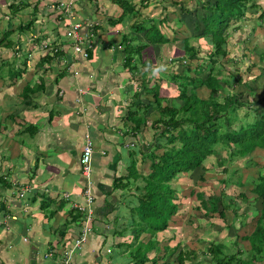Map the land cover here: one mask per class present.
I'll list each match as a JSON object with an SVG mask.
<instances>
[{"label":"trees","instance_id":"obj_1","mask_svg":"<svg viewBox=\"0 0 264 264\" xmlns=\"http://www.w3.org/2000/svg\"><path fill=\"white\" fill-rule=\"evenodd\" d=\"M101 1L91 0V3L95 5L97 11L106 12L103 5L105 2ZM103 1L115 4L114 9L118 10L116 16L110 14L108 30L122 34L120 43L125 45L123 66L129 68L131 72L128 83L132 85L133 98L127 120L132 122L133 127L129 131L138 134L143 126L148 125L149 120H152L154 133L158 134L155 138L157 142L150 143L147 146L148 150H142L144 157L150 159V171L140 173L135 168L136 162L132 163L133 179L137 180L141 177L144 185L143 188L138 187L140 192L137 211L140 220L135 222L134 227L139 226L138 236L136 229L131 228L135 236L134 241L137 240L138 244L135 247L133 245L136 242L133 241L131 246L127 242L122 243L126 251L125 264H186L187 261L195 264L199 261L196 258L201 254L195 248H183L186 245L183 238L172 235L168 239L166 237L163 239V234L172 226L171 220L180 211L178 200L181 197L175 183L185 175H189L192 181L195 180L192 173L204 169V163L210 156L216 154V150L224 149L229 162L234 161L236 156L243 159L250 158L256 149L264 150V92L250 99L248 94H252V88L248 92L237 90V86L248 82L244 75H240L239 68L232 69L227 65L235 59L228 49L231 46L230 39L233 33L242 28V21L248 19V10L260 12L259 20L264 27V8L257 2L258 0H192L194 1L192 6L189 3L187 6L183 5L181 0H159L162 10L160 14L151 17V15L146 16L144 12L150 0ZM169 1L173 7H176L178 18H173L168 11ZM32 3L31 0H21L11 4L10 11L13 17L19 18V23L15 24L17 25L15 28L11 26L10 29L0 30V46L14 51V55L9 54L6 58L0 59V72L3 71L6 63L10 64L12 67L7 72V76L13 84L17 80L24 79L25 74L32 67L28 64V60L31 59L29 52L23 56V49L20 48L23 40L21 35L35 24L32 19L26 22L21 14L22 10L29 8ZM34 8L37 12L39 6L36 5ZM68 17L69 14L64 10L60 11L57 17L58 23L65 22L64 32L71 28ZM172 20L176 21L175 27L170 26ZM119 27H123V30H117ZM100 28L99 24H94L93 31L96 33ZM167 28L170 29L171 34L167 32ZM15 32L19 36H13ZM253 32H255L254 28ZM200 41H205L210 48L206 46L207 49L203 50L200 43H197ZM52 42L51 46H47V53L39 57L35 68L32 67L35 71L43 70L42 76H39L40 83L32 86L27 82L23 88L20 101L26 107L37 103L38 93L45 89L43 87L45 80L54 69L53 62L60 60L61 55H67L61 49L55 50L60 43L58 39ZM245 42L250 43L248 38ZM62 43L66 45L64 40L60 44ZM165 44L174 45L169 48L171 52L167 58L172 66V73L168 77L175 87L172 97L162 94L158 82L165 79H161L158 75L159 67L154 65L155 62L145 57L147 49L153 47L156 51ZM104 46L107 48V43H104ZM248 47L243 55L248 58L251 53H255L260 63L252 62L247 64L246 68L250 71L258 68L260 75H264V45ZM95 48V44L86 48L87 60L92 58ZM223 59H226V62H223ZM136 61H141L140 68ZM194 61L196 67L192 68ZM178 66L182 68L176 72ZM190 68L195 75H190ZM209 69L207 76L201 78L200 75ZM65 71L66 69L61 70L56 77H61ZM204 87L210 90L207 98L199 93ZM133 108L135 109L131 110ZM153 111L159 114L157 119H150L149 114ZM251 111L255 114L252 121H246L239 127L233 125V120H237L240 113L249 115ZM154 148L163 149V152L158 155ZM219 164L224 163L221 161ZM223 166L225 173L228 174V177L223 179V184L234 182L233 177L236 178V183H242V176L238 174L241 167ZM261 167L257 176L252 175L247 178L252 185V193L256 195L250 203L254 202L252 206H255L256 202H260L254 228L249 234L242 236L236 232L233 241L235 251L225 243H210L202 254L212 255L213 264H264V163ZM205 175V171H202L199 180L193 181L192 188L198 186L199 182H205L207 180ZM192 193L201 202L203 209L218 211V206L229 207L235 209L236 215H239L238 210L241 208L237 202L238 198L243 201L248 200V195L242 192L231 197L227 204L224 202L225 197L221 195L213 197L206 191L196 189H192ZM221 215L224 216L222 212ZM242 216L246 218L248 215L243 213ZM152 219L157 220L158 225L154 226ZM231 233L230 229L229 234L232 235ZM242 239L248 241V247L243 246ZM117 253L115 252V256L118 255L120 259L122 254Z\"/></svg>","mask_w":264,"mask_h":264},{"label":"crops","instance_id":"obj_2","mask_svg":"<svg viewBox=\"0 0 264 264\" xmlns=\"http://www.w3.org/2000/svg\"><path fill=\"white\" fill-rule=\"evenodd\" d=\"M20 1L0 0V15L9 19L7 29L19 23L10 5ZM31 1L21 14L26 22L32 19L35 24L21 35L20 48L24 54L29 52L32 60L46 54L55 39L67 43L65 22L58 23L57 19L60 7L70 10L69 22L99 24L101 28L94 37L92 58L87 60L70 48L66 56L53 62L54 68L63 57L65 65L73 63L61 77L52 69L34 106L17 102L27 82L33 86L41 81L33 75L32 67L29 71L34 72L27 79L0 83L6 87L0 89V264H62L63 252L81 236L83 214L71 204L84 202L81 191L86 177L80 160L88 141L94 150L91 167L96 215L93 231L71 264H125L122 243L134 242L129 224L138 205V187L144 185L142 178L133 179L130 167L135 161L139 168L145 146L142 129L138 134L129 131L133 127L127 120L133 94L128 83L131 72L123 66L122 34L106 31L102 13L96 15L95 5L86 0ZM182 2L190 4L189 0ZM159 3L151 1L148 13L158 11ZM114 6L106 4L113 12ZM169 7L167 4L171 16L178 18L176 7L173 12ZM3 50H8L6 55L14 53L4 48L0 56ZM67 192L72 198L65 197ZM107 248L112 250L108 256ZM115 252L122 257L119 259Z\"/></svg>","mask_w":264,"mask_h":264},{"label":"rangeland","instance_id":"obj_3","mask_svg":"<svg viewBox=\"0 0 264 264\" xmlns=\"http://www.w3.org/2000/svg\"><path fill=\"white\" fill-rule=\"evenodd\" d=\"M80 1V0H79ZM78 1V2H79ZM147 1V0H145ZM153 1V0H150ZM183 1V0H182ZM87 2H91V0H86ZM105 2L104 7L106 8V12H99L95 11L96 15H100L98 13H102V19L101 21L107 25L106 31L108 30V17H107V12L108 15L111 14V16H116L117 11L113 8L115 11L114 13L112 11H109L106 7V4L109 3L108 1H101ZM190 4L194 5V1H190ZM262 5V8H264V0H258ZM172 8L173 12V4H171V1L169 3ZM158 11L155 13L149 12L153 16L155 14H158V12H161L162 7L159 5L157 6ZM149 10L144 9V12L149 15L148 13ZM259 11H252L248 10L247 12V20H244L241 22L242 28L239 29L238 31L233 33V36L231 37V46L228 48L230 55H233L235 57L234 61L232 63L227 64L230 68L236 69L239 68V73L240 75H244L246 78V81L248 83L243 84L241 86H237V90H246L247 92L251 89L252 90V96L248 94L250 99L256 98L257 96H260L264 92V75H260V70L258 68L253 69L250 71L249 69L246 68L247 64H250L252 62H259L258 58L255 56V53H251L248 58H246L243 54L244 51H246L247 48L254 47V46H261L263 47L264 45V27L261 24V20H259ZM173 17V16H172ZM9 19L6 18L5 14L0 15V30H7L6 24ZM170 26L175 27L176 24L174 20L170 22ZM253 28L255 32H253ZM115 31V30H114ZM232 31V30H231ZM116 32V31H115ZM167 32L171 34V31L167 28ZM65 33V32H64ZM116 34H118L116 32ZM249 34V35H248ZM119 35V34H118ZM249 39V44H246L245 39ZM33 44H36V40L33 39ZM200 43L199 45L203 47V50L210 48V46L205 42V41H200L197 42ZM174 45H169L165 44L161 49H157L156 51L153 50L154 48L151 47L145 51V57L149 60H153L155 62L154 65L159 67V73L161 79H165V81L160 80L158 82L160 86V91L164 96H170L172 97L174 95V84H171L172 82L169 80L168 75L172 73V66L169 60L167 59L170 55V47H173ZM4 49L2 46H0V50ZM4 55L0 56V59L3 57H7V52L8 50H3ZM12 52V51H11ZM256 52V51H254ZM12 55V54H11ZM14 55V53H13ZM25 54H23L24 56ZM202 55H205V51L202 52ZM22 56V57H23ZM230 58V57H228ZM232 58V57H231ZM30 59V58H29ZM38 58H33L28 60L30 63H32V67L35 68L34 66L36 65V62L38 61ZM21 61V59H20ZM223 62H226V59L222 60ZM230 62V60L228 61ZM137 66L140 68L141 66V61H136ZM261 65V64H260ZM191 66V65H190ZM3 71L0 72V83L4 82L2 84L7 83V81L10 80V77L7 76V72L9 69L12 67L10 64H5L3 66ZM196 67V61L193 62L192 68ZM65 68V64L59 63L58 66L54 68L53 71L60 72ZM181 66L177 67L176 72H179L181 70ZM158 69V68H157ZM190 75H195L193 72V69H191ZM41 73L43 70H40ZM29 74H26L25 78H28L32 75V72L34 71H29ZM210 72V69L207 70L205 73L201 74V78H205L207 74ZM37 75V78L41 76L39 71H35L33 75ZM156 83V80H155ZM154 86L153 84H151ZM151 85H149L151 87ZM1 87L4 86H0ZM6 89V87H4ZM2 91V90H1ZM200 95L207 97L209 95V90L208 87L201 88L199 90ZM142 97L145 100V95L143 94ZM151 98V95H150ZM17 102L21 103V101L18 99ZM17 104V103H15ZM255 114L253 111L250 112L249 115H245L240 113L238 119L233 120L234 124L236 127H239L240 124L246 122V121H252L254 118ZM150 119H157L159 117V114L153 111V113L149 114ZM148 125H144L142 128V147H144V150H148L147 146L150 145L154 141V143L157 142V139L155 140L156 136L158 134L154 133V129L151 126L152 120H149ZM156 153L159 155L163 152V149H157L154 148ZM216 154H213L208 158V160L204 163V169H198L194 173L195 180H199L200 174L202 171H205V179H207L205 182H199L197 185L198 186H193V181L196 182L195 180L192 181L191 178H189V175H185L183 178L179 179V182L175 183L176 186L178 187V194L180 195L181 199L178 200V203L180 204V211L176 216H174V219L171 220V227L167 232L163 234V239L166 237V239L173 236H180V238H183L185 241V246L183 248H195V250H198L201 255H198L196 259H199L197 261V264H213L212 262V255H204L202 254L206 249L208 248L210 243H225L227 247H230L233 251H235V248H233V241L235 239L236 232L238 235H246L249 234L255 224L256 216L259 213L260 209V202H256L255 206H252L250 201H252L254 198H256V195L252 193V185L249 183L248 179L250 176L254 175L257 176L259 174V170L262 169L261 164L264 163V150L261 149H256L252 154L250 158H245L243 159L242 157H235L234 161L228 160L227 152L224 149L216 150ZM227 160V161H226ZM223 161V165H228L230 167L233 166H238L241 167L240 174L242 176V183H236L235 180L236 178L233 177L232 180L234 182H229L227 184H223L222 181L223 179H226L228 177V174L225 173L224 171V166L220 165L219 162ZM140 163V161H139ZM136 168V167H135ZM140 171L143 173H148L150 171V159L149 158H143V161L139 164ZM131 171L133 170V167H130ZM202 170V171H201ZM230 177H232L230 175ZM229 177V178H230ZM141 178V177H139ZM138 178V179H139ZM246 182V183H245ZM192 189H196L197 191H206L209 195L211 194L213 197H220V195L225 197V203H229V200L231 197L237 196L240 192L246 193L248 195V200L243 201L240 197L238 198L239 200L237 201L240 205L241 208L238 210L239 215H236L235 209L233 208H226V207H219L218 206V211H215L213 209H210L209 211L207 209H203L201 206V202L197 199V197L192 193ZM210 207V205L208 204ZM221 212L224 214V216L221 215ZM245 213L248 216L245 218L242 216V214ZM241 214V215H240ZM139 213L136 210L133 211V219L131 218V223L129 224L130 228H133L136 231V235L138 236L139 230L137 226L135 227V222L137 220H140ZM176 219V220H175ZM244 221V222H243ZM152 223L154 226L158 225V221L155 219H152ZM229 226V229H228ZM231 229L232 235L229 234V230ZM138 232V233H137ZM161 233V232H159ZM133 246L136 247L138 244L137 240L134 241ZM129 245L131 246L132 242ZM241 243L243 246L248 247L249 243L248 241L242 239ZM231 250V251H232ZM232 251V252H233ZM195 263V264H196ZM186 264H190L188 261ZM262 264V263H259Z\"/></svg>","mask_w":264,"mask_h":264},{"label":"built area","instance_id":"obj_4","mask_svg":"<svg viewBox=\"0 0 264 264\" xmlns=\"http://www.w3.org/2000/svg\"><path fill=\"white\" fill-rule=\"evenodd\" d=\"M59 10H64L69 14V17L71 16L70 10L66 7H60ZM86 24L81 21L71 23V28L65 32L67 42L70 41V44H62L61 49H64V51H68L70 48H72V51L75 54L82 55V57L87 59L88 52L86 51V48L91 47L93 40L92 38L95 34L93 32V23H89L87 25ZM66 61L67 60H65V62ZM93 153V144L91 141H88L83 149V154L81 158L82 172L85 174L86 177V186L83 192L84 202L73 203V207L79 209L80 212L84 214V218L82 221L81 236L74 238L72 244L63 252L64 260L62 261V264H71L74 254L77 251L83 249V246L85 244L84 242L89 238V234L92 231V223L94 221L95 214V196L92 192L93 178L91 167V159ZM70 196L71 195L68 193L65 194L66 198H69ZM111 251L112 250L110 248L107 250L108 253H111Z\"/></svg>","mask_w":264,"mask_h":264},{"label":"clouds","instance_id":"obj_5","mask_svg":"<svg viewBox=\"0 0 264 264\" xmlns=\"http://www.w3.org/2000/svg\"><path fill=\"white\" fill-rule=\"evenodd\" d=\"M94 32V31H93ZM94 37L96 36V33L94 32ZM63 36H65V35H63ZM66 37V36H65ZM94 37L92 38L93 40H92V44H94ZM67 39V38H66ZM60 43H61V40H60ZM59 43V45H58V47L55 49V50H57V49H61V46H62V44L64 45V43H62V44H60ZM66 43V42H65ZM68 44H70L69 42H67ZM67 43H66V45H67ZM51 46V45H50ZM61 50H63L64 51V49H61ZM66 53H67V51H65ZM72 53V52H71ZM62 64H65V57H63V62H61ZM68 63V62H67ZM71 65H72V62H70V63H68V65H65V68L64 69H66V71H68L69 69H70V67H71ZM63 69V70H64ZM94 154V153H93ZM81 158H82V156H81ZM92 158H93V155H92ZM81 161V160H80ZM91 161H92V159H91ZM81 168H82V163H81ZM92 178H93V172H92ZM93 184V183H92ZM85 186H86V181H85V183H84V185H83V188H82V191H81V193H82V195H83V192H84V189H85ZM92 192H93V194H94V191H93V189H92ZM68 194H70L71 196L69 197V198H72V193H69V192H67ZM94 196H95V194H94ZM83 198H84V195H83ZM74 203V202H73ZM73 203L71 204V207H72V209H75L76 211H78V212H80V210L79 209H77V208H74L73 207ZM76 203H83V202H76ZM94 208H95V214H94V217H95V215H96V196H95V202H94ZM82 213V212H81ZM83 214V213H82ZM83 216H84V214H83ZM95 220V219H94ZM94 222V221H93ZM93 231V230H92ZM91 231V232H92ZM109 248H107V250H108ZM107 250H106V254H107V256L108 255H110V253H108L107 252ZM112 252V251H111ZM105 263H107L108 264V262H105ZM105 263H103V264H105Z\"/></svg>","mask_w":264,"mask_h":264},{"label":"bare ground","instance_id":"obj_6","mask_svg":"<svg viewBox=\"0 0 264 264\" xmlns=\"http://www.w3.org/2000/svg\"><path fill=\"white\" fill-rule=\"evenodd\" d=\"M87 240H88V239H87ZM87 240H86V241H87ZM86 241H85V242H86Z\"/></svg>","mask_w":264,"mask_h":264}]
</instances>
